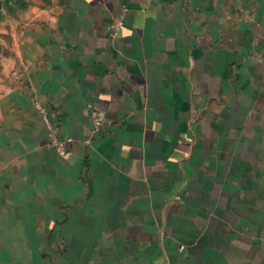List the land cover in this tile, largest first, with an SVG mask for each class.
I'll use <instances>...</instances> for the list:
<instances>
[{"label": "crops", "instance_id": "0c3cea01", "mask_svg": "<svg viewBox=\"0 0 264 264\" xmlns=\"http://www.w3.org/2000/svg\"><path fill=\"white\" fill-rule=\"evenodd\" d=\"M263 21L264 0H29L0 24V264H264Z\"/></svg>", "mask_w": 264, "mask_h": 264}, {"label": "built area", "instance_id": "2783aa9c", "mask_svg": "<svg viewBox=\"0 0 264 264\" xmlns=\"http://www.w3.org/2000/svg\"><path fill=\"white\" fill-rule=\"evenodd\" d=\"M125 23L124 13L120 14L117 18L113 19L109 24V36L111 39H116L120 29ZM262 37L264 40V21L262 24ZM34 107L38 112L39 119L45 129L46 138L49 146L54 150L55 154L58 157H63L66 154V149L68 145L72 143L71 138L62 137L56 125L50 118L49 112L47 109L41 107L38 103H34ZM89 108V114L92 121L93 128L95 131H99L104 123V114L100 110H95Z\"/></svg>", "mask_w": 264, "mask_h": 264}, {"label": "trees", "instance_id": "16d2710c", "mask_svg": "<svg viewBox=\"0 0 264 264\" xmlns=\"http://www.w3.org/2000/svg\"><path fill=\"white\" fill-rule=\"evenodd\" d=\"M29 0H2L0 1V23L3 21V10H7L11 16H17L18 14L27 10ZM9 15V16H10Z\"/></svg>", "mask_w": 264, "mask_h": 264}, {"label": "rangeland", "instance_id": "374dc122", "mask_svg": "<svg viewBox=\"0 0 264 264\" xmlns=\"http://www.w3.org/2000/svg\"><path fill=\"white\" fill-rule=\"evenodd\" d=\"M0 1H2V0H0ZM21 14V13H20ZM10 14H8V11L7 10H3V17H4V19H3V21L0 23V24H2V23H6V22H8L9 23V20H10V18H12L13 16H9ZM19 15V14H18ZM15 17V16H14ZM8 23H6V24H8Z\"/></svg>", "mask_w": 264, "mask_h": 264}]
</instances>
